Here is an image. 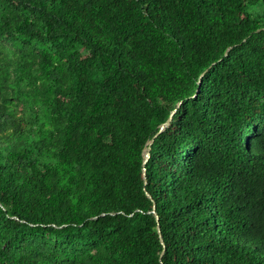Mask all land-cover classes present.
Here are the masks:
<instances>
[{
  "label": "trees",
  "instance_id": "16d2710c",
  "mask_svg": "<svg viewBox=\"0 0 264 264\" xmlns=\"http://www.w3.org/2000/svg\"><path fill=\"white\" fill-rule=\"evenodd\" d=\"M0 264H264V0H0Z\"/></svg>",
  "mask_w": 264,
  "mask_h": 264
},
{
  "label": "water",
  "instance_id": "95a60500",
  "mask_svg": "<svg viewBox=\"0 0 264 264\" xmlns=\"http://www.w3.org/2000/svg\"><path fill=\"white\" fill-rule=\"evenodd\" d=\"M167 125H168L167 122L164 123V124H162V125L160 126V130H159V132L163 131L164 128H165ZM148 144L151 145V144H152V140H151ZM149 151H150V147L148 146L147 149H146L145 152H144V157H145L144 162H146V161L148 160V158H149ZM152 213L154 214L156 220H158V216L156 215V213H155L154 210L152 211ZM157 232L160 234V229H159V226H158V225H157ZM161 242H162V241H161Z\"/></svg>",
  "mask_w": 264,
  "mask_h": 264
}]
</instances>
